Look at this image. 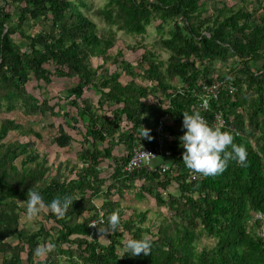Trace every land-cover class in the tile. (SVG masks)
Returning <instances> with one entry per match:
<instances>
[{"label": "trees", "instance_id": "16d2710c", "mask_svg": "<svg viewBox=\"0 0 264 264\" xmlns=\"http://www.w3.org/2000/svg\"><path fill=\"white\" fill-rule=\"evenodd\" d=\"M208 3H212L211 13ZM91 12L128 34H143L158 21L157 30L167 33L158 39L170 51L166 65L143 45L141 69L120 58L111 60L115 69L110 71L105 64L111 59L107 51L113 45V33L99 30ZM29 21L40 25L36 32H27ZM21 38L27 41L26 49ZM92 57L101 63L93 65ZM228 59L225 70L213 77V63ZM121 73L130 80L121 82ZM53 75L76 79L64 90L66 100L74 97L69 103L76 107L75 116L63 112L62 104L53 112L47 100L26 93L31 78L47 84ZM215 79L233 85L235 91L232 95L222 86L202 112L198 106L201 83ZM90 90L98 94L97 105L89 97L81 98L79 105L77 98ZM2 107L5 111L19 108L25 114L62 113L64 125L72 129L75 124L71 122L86 118L79 162L64 170L56 166L52 175L47 160L40 161L29 143L0 142L2 264H20L21 253L26 264H59L61 256L68 264H264L260 219L255 217L264 215V0L253 8L227 6L225 0H105L96 8L86 0H0ZM218 110L226 121L224 127L232 125L240 132L232 130L235 142L247 148V162L241 166L229 161L224 172L202 176L182 160L183 112L199 111L213 124V113ZM165 113L163 130L173 153L155 161H164L169 170L124 171L138 141L154 145L157 121ZM142 127L150 129L151 139L140 137ZM9 130L39 136L11 118L1 119L0 140ZM53 141L64 148L72 141L71 133L59 124ZM117 147L124 152H115ZM21 155L18 168L13 158ZM104 161L110 167L106 176ZM172 185L176 187L173 193L168 192ZM32 190L44 198L43 217L53 223L48 228L40 224L31 230L20 223ZM134 191L172 212L161 218L155 230L144 224V211L121 203L126 192ZM64 194L73 200L63 215L56 216L47 204ZM113 211L120 216L116 230L105 227ZM94 219L98 223L91 226ZM106 229L105 242L92 237L93 232ZM203 234L215 243L197 250L196 242ZM133 237H147L150 252H125L124 241ZM38 247L42 249L39 254Z\"/></svg>", "mask_w": 264, "mask_h": 264}, {"label": "rangeland", "instance_id": "374dc122", "mask_svg": "<svg viewBox=\"0 0 264 264\" xmlns=\"http://www.w3.org/2000/svg\"><path fill=\"white\" fill-rule=\"evenodd\" d=\"M259 0H225L226 5H232L233 6H242L247 8H253L257 4ZM88 5L92 8H96L97 6L101 5L105 0H86ZM10 10L16 11V8H10ZM208 13L213 12L212 3H208L207 7ZM207 13H204L203 16H205ZM90 18L93 20L99 30H106V32L113 33L112 34V40L113 45L108 49L107 53L111 56V59L107 61L105 64V67H107L110 71L115 69V65L112 63V59H125L126 61L130 62L133 66H135V69H141L140 65V55L143 51L141 46H145L148 50H150L154 57L157 58V60L161 63L162 66H165L168 57L170 54V51L166 48H164L159 42L158 39L161 37L164 38L167 36V33H161L157 30L156 24H158V21H154L153 23L149 24L146 27V32L143 34H128L125 33L122 30L115 29L114 26H108L102 18L99 16H96L93 12L90 13ZM40 27L39 24L37 25H31V21H29L26 25L27 32H36L38 28ZM17 34H14L13 37L17 38ZM21 42H23L22 49H26L27 41L24 39H20ZM118 52H120V55L118 56ZM229 60L226 62L221 61H215L213 63L214 66V72L212 73V76L215 77L216 74L219 72H222L225 70V68L229 64ZM91 63L93 65L101 63V59L97 57L91 58ZM49 68L52 69L53 67L49 65ZM119 80L121 82H127L130 80V76H127L124 73H121L119 76ZM136 81H140V78L137 76L135 77ZM76 81L75 78H68V77H57L55 75L51 76L50 83H43L42 81H36L34 78H31L26 83V93L34 96L39 101L45 99L47 100L48 107H52L53 112H56L58 110V105H63V112H67L68 116H75L76 113V107L74 105H71L69 101L74 98L70 97L68 100L65 99V89L72 84H74ZM83 97H89L92 101V104L97 105L96 101L98 98V94L93 92V90L85 92L82 97L77 98L79 101V105L81 104V98ZM150 99V97H149ZM3 118H11L15 120V122L21 124V126L26 130H31L32 132H37L39 136L37 137L34 133L27 135V133H21L20 130H9L7 135L0 140V142L8 143V142H14L18 141L21 143H29L30 146H33L38 152L39 160L42 161L46 159L45 162L46 166L50 168L49 174L52 175L56 171V166H59L61 170H64L65 166L75 165L79 162V159L77 157V152L80 150V144L79 140L81 139L80 133L84 131L83 124L86 121V118L81 120L79 119L77 123L75 124V129L67 127L65 124L66 117L64 114H51L47 111L40 113H31V114H25L22 112L21 109L15 108L11 111H5L4 107L0 109V121ZM61 124L63 127H65V130L71 133L72 141L70 144L64 148L58 147L54 141V136L57 135V127ZM118 154L121 152H124L120 147L115 150ZM22 158L21 156H17L13 158L14 164L20 168V160ZM107 161H104V168H103V175H107L109 173L110 167L107 165ZM33 164L29 165L32 166ZM138 186V183H137ZM176 187L174 185L170 186L168 188V192L173 193L175 191ZM117 197V196H115ZM102 196L96 197L94 202L96 204L100 203ZM123 205H131L136 208L138 211H144L145 212V221L144 224L150 225L151 230H155L158 224L161 221V218L169 217L171 215V211L168 210V208L164 205H157L155 200L149 196H142L137 195V191L134 192H126L124 195V200L121 201ZM43 208L41 209L39 215L35 217L34 219H28L26 217V211L22 212L20 214V223L21 225L25 226L26 228H29L31 230H35L39 227L40 224L44 225L46 228L49 226H52L53 223L50 219H45L43 217ZM95 221L98 220L94 219ZM251 222V221H250ZM96 223V225H97ZM252 223L248 224L251 225ZM95 225V226H96ZM93 226V225H91ZM109 230L106 229L102 232H93L92 237L98 239L101 242H105L107 239L106 233ZM10 244H15L16 241L14 239H8ZM215 243V239L208 237L206 235H201L200 239L196 242V249L199 250L202 246L204 247H212ZM72 252H77L76 248L72 249ZM40 258L43 257V254L41 253ZM21 262L20 264H26L24 257L25 253L20 254ZM1 259V255H0ZM59 264H68V261L66 257H59ZM0 264L1 260H0Z\"/></svg>", "mask_w": 264, "mask_h": 264}, {"label": "clouds", "instance_id": "9594fccd", "mask_svg": "<svg viewBox=\"0 0 264 264\" xmlns=\"http://www.w3.org/2000/svg\"><path fill=\"white\" fill-rule=\"evenodd\" d=\"M183 133L179 140L183 147L182 160L185 166L196 174L202 176H215L225 171L229 161H236L241 166L247 162V148L235 142L232 130L223 125L211 124L199 112H183ZM151 139L150 129L142 127L141 136ZM73 198L68 194L52 199L47 207L56 216L63 215L71 204ZM45 207L43 196L38 190L28 193L26 205V217L34 219L41 209ZM105 227L116 230L120 225L118 211L111 212L105 221ZM104 222V223H105ZM151 249V241L147 237L128 238L124 241L125 252L131 255L148 254ZM41 248H36L37 254Z\"/></svg>", "mask_w": 264, "mask_h": 264}, {"label": "built area", "instance_id": "2783aa9c", "mask_svg": "<svg viewBox=\"0 0 264 264\" xmlns=\"http://www.w3.org/2000/svg\"><path fill=\"white\" fill-rule=\"evenodd\" d=\"M226 87L227 91L233 95L235 87L233 85L225 86V83L222 80L215 79L207 84L201 83L200 90L201 94L199 95L198 106L199 109L203 112L208 108V99H216L221 87ZM168 118V114L165 113L157 121V126L155 129L156 139L153 146H148L141 141H138L131 150V155L127 163L124 165V171H132L135 169L144 168L150 172L162 173L169 170V165L164 161L157 163L155 160L159 157L168 156L173 153V150L168 145L169 138L164 132V122ZM213 124L225 125L226 121L221 113V111H215L212 116ZM229 129L233 130L235 133H240L232 125L227 126ZM256 218L260 219V236L264 240V215L257 214ZM97 221H90V225L95 226Z\"/></svg>", "mask_w": 264, "mask_h": 264}]
</instances>
